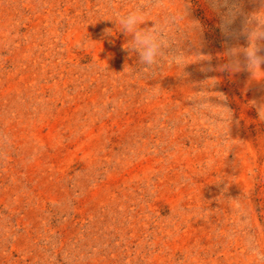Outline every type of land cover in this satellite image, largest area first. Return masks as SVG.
Masks as SVG:
<instances>
[{"label": "rangeland", "instance_id": "1", "mask_svg": "<svg viewBox=\"0 0 264 264\" xmlns=\"http://www.w3.org/2000/svg\"><path fill=\"white\" fill-rule=\"evenodd\" d=\"M137 2L0 0V264H249L246 240L264 246V64L227 55L264 38L189 0L199 30L165 49L185 64L144 72L101 18ZM261 8L242 0L232 28ZM200 91L222 106L194 110Z\"/></svg>", "mask_w": 264, "mask_h": 264}, {"label": "clouds", "instance_id": "2", "mask_svg": "<svg viewBox=\"0 0 264 264\" xmlns=\"http://www.w3.org/2000/svg\"><path fill=\"white\" fill-rule=\"evenodd\" d=\"M188 2L189 0H184L182 8L172 10L163 3V0H148L144 3L138 0L135 5L125 11L114 8L111 15L101 18L113 19L117 29L125 36L131 37L122 47L138 54V60L143 66L144 72H151L165 62L179 69L185 64L183 52L173 51L166 55L165 49L169 47L170 42L177 39L179 33L185 30L188 32L199 30L198 21L181 23L187 19ZM205 2L209 9L219 16L220 27L226 37L235 39L241 34H245L252 38H264V15L260 14L264 11V0H258L262 6L261 11L253 18L254 27H248L247 31H245V26L249 24L247 19L240 29L232 28L236 15L242 14L240 9L242 0H205ZM153 8H163L165 14L162 17L159 14L153 16L151 11ZM148 20L153 21L151 26L145 24ZM104 32L106 35H114V30L111 28L104 29ZM227 55L229 57L228 66L234 70H238L241 66L240 62L235 59L238 55L243 56L244 65L254 72L257 66L264 64V56L257 54L255 46L247 49L229 47ZM196 93L197 95L190 97L193 101L194 110L212 112L214 106H222L218 103L209 102L210 93L208 91ZM257 111L259 119L264 121V104H261ZM245 246L248 251L249 264H264V246L252 238L246 240Z\"/></svg>", "mask_w": 264, "mask_h": 264}]
</instances>
